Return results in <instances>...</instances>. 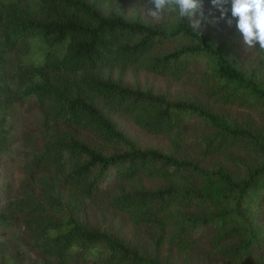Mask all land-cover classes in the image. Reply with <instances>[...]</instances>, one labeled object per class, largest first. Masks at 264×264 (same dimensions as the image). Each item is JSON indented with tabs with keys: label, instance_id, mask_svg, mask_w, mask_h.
<instances>
[{
	"label": "trees",
	"instance_id": "trees-1",
	"mask_svg": "<svg viewBox=\"0 0 264 264\" xmlns=\"http://www.w3.org/2000/svg\"><path fill=\"white\" fill-rule=\"evenodd\" d=\"M113 2L146 0H0V156L9 149L10 100L34 98L44 120L33 147L42 173L35 181L37 202L12 201L0 178V228L20 219L42 264H171L161 256L165 249L199 246L225 261H244L264 248L253 223L254 209L264 203V157L242 176L222 167L202 169L176 149L140 145L119 120L170 135L195 116L210 132L187 138L212 154L245 148L253 132L195 102L123 84L112 70L133 67L181 81L206 59L204 95L254 112L263 122L264 87L236 67L209 33H196L188 18L165 14L157 24L128 19ZM98 199L133 226L152 229L149 250L123 232V223L114 229L103 218L92 226L86 204Z\"/></svg>",
	"mask_w": 264,
	"mask_h": 264
},
{
	"label": "rangeland",
	"instance_id": "rangeland-1",
	"mask_svg": "<svg viewBox=\"0 0 264 264\" xmlns=\"http://www.w3.org/2000/svg\"><path fill=\"white\" fill-rule=\"evenodd\" d=\"M113 8L122 10L128 19L139 18L154 21L146 15L143 3L138 2H113ZM151 6V5H149ZM204 3V16L201 18L199 30L209 33L217 46L226 49L231 61L246 76L257 80L264 87V52L257 48L246 50L242 43L241 34L235 27L230 26L219 14ZM194 18H199V13ZM14 67H12V70ZM209 67L206 59L197 60L190 69L188 75L181 81H174L161 76L145 72L138 68L129 67L125 70L115 68L112 70L114 79H119L130 87L150 88L156 92L165 93L172 100L195 102L212 110L218 119L235 120L236 125L249 129L254 136L247 137L245 148L221 149L216 153H210L204 149L200 142L195 143L187 137L199 138L208 134V126L195 116L185 118L176 134L154 135L139 129L128 120L120 119L126 132L137 139L144 147L159 149L172 153L175 149L179 156L195 162L202 169L222 167L234 176H242L257 165V161L264 157V122L247 109L230 107L208 99L202 89L204 84L201 74ZM14 91L21 87L17 76L11 78ZM43 114L39 104L34 98L13 99L9 102L7 125L10 128L9 149L0 156V178L8 186L12 193V201H21L28 205L37 202L36 179L41 176L34 163L33 147L37 128L43 124ZM179 136H184L179 139ZM256 137V139H254ZM197 181L194 180L193 183ZM151 185H164V181H149ZM189 184V183H187ZM198 184V183H197ZM88 217L92 226H99L101 219L110 222L114 229L123 223V232L126 231L141 249L149 250L148 238L153 233L152 229L133 226L126 217L114 214L104 206L103 199H98L86 204ZM18 224L10 228H0V264H42L41 256L32 247L23 228V222L18 219ZM103 222V221H102ZM254 228L264 240V203L254 209ZM168 257L171 264H264V248L257 254L248 257L244 261L228 262L217 257L205 246L195 247L194 251L176 252L165 249L161 254ZM69 264H89L82 259H74Z\"/></svg>",
	"mask_w": 264,
	"mask_h": 264
},
{
	"label": "clouds",
	"instance_id": "clouds-1",
	"mask_svg": "<svg viewBox=\"0 0 264 264\" xmlns=\"http://www.w3.org/2000/svg\"><path fill=\"white\" fill-rule=\"evenodd\" d=\"M209 3L210 13L215 9L228 25L235 23L246 50L255 49L258 44V49L264 52V0H209ZM203 6L204 0H146L144 4L146 15L154 21L159 22L165 14H175L180 21L188 18L196 33L204 16ZM196 13L199 18H194Z\"/></svg>",
	"mask_w": 264,
	"mask_h": 264
}]
</instances>
